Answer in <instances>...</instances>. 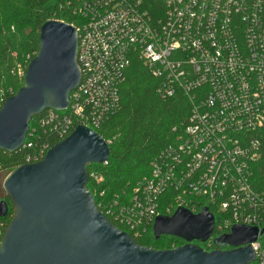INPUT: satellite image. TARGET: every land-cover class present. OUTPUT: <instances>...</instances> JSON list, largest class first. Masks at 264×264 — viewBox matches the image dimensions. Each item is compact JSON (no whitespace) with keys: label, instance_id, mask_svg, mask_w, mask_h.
<instances>
[{"label":"built area","instance_id":"2783aa9c","mask_svg":"<svg viewBox=\"0 0 264 264\" xmlns=\"http://www.w3.org/2000/svg\"><path fill=\"white\" fill-rule=\"evenodd\" d=\"M74 13L80 83L65 110H45L28 129L22 149L45 141L25 164L40 161L49 140L61 141L78 125L96 130L118 110L120 86L136 58L160 80V97L186 96L190 115L184 136L159 153L149 177L104 215L138 237L157 216H170L171 207L198 213L192 196L215 211L219 234L234 225L262 229L264 196L249 180L259 143L243 140L264 126V0H165L158 20L141 0H89ZM169 191L174 196L162 205ZM3 234L0 228V240ZM251 246L254 263L264 264L261 239Z\"/></svg>","mask_w":264,"mask_h":264},{"label":"water","instance_id":"95a60500","mask_svg":"<svg viewBox=\"0 0 264 264\" xmlns=\"http://www.w3.org/2000/svg\"><path fill=\"white\" fill-rule=\"evenodd\" d=\"M77 31L65 22L46 21L39 30V49L28 63L24 84L0 107V150L16 152L32 118L45 110L63 111L80 83ZM108 143L95 130L78 125L49 148L38 162L22 164L3 181L14 214L0 240V264H252L251 244L264 229L234 225L207 242L215 217L204 207L193 213L178 207L159 215L152 235L178 238L183 245L157 250L138 245L97 208L87 187L90 164H105ZM8 213L0 201V218Z\"/></svg>","mask_w":264,"mask_h":264},{"label":"trees","instance_id":"16d2710c","mask_svg":"<svg viewBox=\"0 0 264 264\" xmlns=\"http://www.w3.org/2000/svg\"><path fill=\"white\" fill-rule=\"evenodd\" d=\"M84 1L89 0H0V107L23 86L24 77L19 79L16 68L20 65L25 71L28 63L36 56L40 27L52 19L76 25L79 17L74 10ZM164 2L165 0H141V8L153 20H158L163 17ZM159 85L160 80L153 77L142 62L132 58L119 89L118 110L110 114L95 130L108 143L109 157L105 164L88 165L87 187L103 214L110 208L114 210L115 204L112 203L126 202L125 189L132 183L130 197L133 187L149 177L151 163L159 153L175 146L178 137L184 136L190 115V103L180 91L170 97H160L157 92ZM43 114L44 112L32 118L29 132ZM250 138L257 140L259 145L257 159L249 166V180L252 188L264 196V126L250 133L243 141L249 142ZM28 141L27 135L25 143ZM43 141L44 138L31 148H21L12 153L0 150V174L5 173L3 179L16 167L25 164L28 157L34 158L37 146ZM49 142L52 147L59 141ZM95 177L101 180L97 181ZM171 194L169 191L163 195L162 205L170 203ZM173 196L172 194V198ZM4 197L1 200L7 202L8 213L0 218L2 233L14 214L12 204ZM189 198L195 204L196 212L207 208L204 200L192 196ZM188 209L193 212L191 207ZM208 209L216 217L212 237L229 233L227 230L219 234V217L211 208ZM174 210L175 207H171V213ZM106 217L113 222L109 215ZM113 224L127 232L140 246L164 250L177 247L173 242L180 240L171 236L156 239L152 235L151 225L141 236L134 237L126 227L114 222ZM213 238L209 241L210 246H207V242L200 243V246L207 251L216 249ZM261 242L264 244V238H261Z\"/></svg>","mask_w":264,"mask_h":264},{"label":"rangeland","instance_id":"374dc122","mask_svg":"<svg viewBox=\"0 0 264 264\" xmlns=\"http://www.w3.org/2000/svg\"><path fill=\"white\" fill-rule=\"evenodd\" d=\"M24 69H23V67L22 66H17V68H16V73H17V76L19 77V79L21 78V80H22V78L24 77V73H25V71H23ZM4 175H5V173H1L0 174V200L1 199H3V198H5L4 196H6L5 195V191H4V189H3V181H4V179H3V177H4ZM132 187V183H131V185L130 186H128V188L127 189H125V192H126V196H125V198L128 200L129 199V194H130V188ZM140 231H141V229H140ZM147 231V230H146ZM139 236H141V234L139 235ZM138 236V237H139ZM175 245H177V246H180V245H183V242H181L180 240L179 241H176V242H173Z\"/></svg>","mask_w":264,"mask_h":264},{"label":"flooded vegetation","instance_id":"af4514ba","mask_svg":"<svg viewBox=\"0 0 264 264\" xmlns=\"http://www.w3.org/2000/svg\"><path fill=\"white\" fill-rule=\"evenodd\" d=\"M181 242H183V244L185 243L184 241H182V240H180ZM196 244H200V243H198V242H195Z\"/></svg>","mask_w":264,"mask_h":264}]
</instances>
